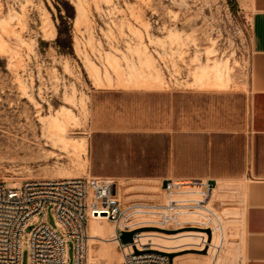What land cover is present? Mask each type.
Listing matches in <instances>:
<instances>
[{"label":"rangeland","instance_id":"1","mask_svg":"<svg viewBox=\"0 0 264 264\" xmlns=\"http://www.w3.org/2000/svg\"><path fill=\"white\" fill-rule=\"evenodd\" d=\"M249 39L242 0H0V180L10 187L31 178L113 180L122 207H132L120 227L184 232L218 217L225 222L223 241L232 248L223 264H242V209L221 208L215 186L155 178L164 165L159 153L143 138L94 133L89 100L93 86L235 85L246 76ZM213 65L225 70L224 84L206 79L205 68ZM52 121L60 127L55 132ZM121 151L122 162L114 158ZM121 171L132 176L108 177ZM41 217L58 230L50 208ZM67 244L66 264H75L73 242ZM101 246L92 245L97 257ZM197 253L165 252L171 264L176 256L206 258V250ZM29 255L25 246L20 264H29Z\"/></svg>","mask_w":264,"mask_h":264},{"label":"crops","instance_id":"2","mask_svg":"<svg viewBox=\"0 0 264 264\" xmlns=\"http://www.w3.org/2000/svg\"><path fill=\"white\" fill-rule=\"evenodd\" d=\"M242 3L245 78L222 89L93 86L90 124L94 133L143 138L164 162L158 180L215 186L221 208L242 209V264H264V0ZM114 158L125 160L122 151ZM122 176L132 175L108 177Z\"/></svg>","mask_w":264,"mask_h":264},{"label":"built area","instance_id":"3","mask_svg":"<svg viewBox=\"0 0 264 264\" xmlns=\"http://www.w3.org/2000/svg\"><path fill=\"white\" fill-rule=\"evenodd\" d=\"M7 184L0 180V264H20L25 246L30 252L29 264H66L69 241L73 242L75 264H169L165 252L149 246L138 248L136 233L132 242L121 240L122 231H131L120 223L132 207H122L113 180L46 177L26 179L18 187ZM48 208L58 230L41 217ZM98 214L115 223L120 262L88 260V221ZM28 226L31 231H26Z\"/></svg>","mask_w":264,"mask_h":264},{"label":"bare ground","instance_id":"4","mask_svg":"<svg viewBox=\"0 0 264 264\" xmlns=\"http://www.w3.org/2000/svg\"><path fill=\"white\" fill-rule=\"evenodd\" d=\"M216 65L205 68V71H208L206 79L212 80V78L214 77L213 83H215L216 85H222L224 84V79L222 77L224 69L221 70V67H217ZM211 70L213 71L211 72ZM50 128L54 131L55 129H59L60 127H58L57 121H52V123H50ZM110 221L111 220H109L105 214H98L92 216L89 219V262L99 261V256L107 257L108 262L122 261L121 253H118L119 250L115 248L118 244L117 240L114 239L115 223H111L112 221ZM224 225L225 222H223L221 218L212 217L211 225L206 227L192 225V229L184 232L177 231L180 227L160 226L159 228L162 230H155V232L152 233H148L145 231L137 232L136 244L138 248L149 246L150 248L168 252L171 254L186 249L198 251L197 254H200L199 252L203 250H206L207 252V254H205L206 258L195 257L192 259H178V257L176 256L173 259V264H191L192 261L196 262L197 264H223L225 259L232 253V248L229 245L227 246L223 241V234L225 231ZM97 226H99L101 230L98 229ZM205 228H208V230H205ZM209 228L211 229V233L209 232ZM98 242H101L102 246L99 250H97L99 254V256L97 257L92 245ZM185 245L186 247H184ZM224 245V253L222 256H219L218 253L221 251ZM114 254L117 255V257L115 258L116 260L112 261L111 259H113L112 257H114ZM171 258L172 257H170L169 259V264H171ZM194 262L193 264H195Z\"/></svg>","mask_w":264,"mask_h":264},{"label":"water","instance_id":"5","mask_svg":"<svg viewBox=\"0 0 264 264\" xmlns=\"http://www.w3.org/2000/svg\"><path fill=\"white\" fill-rule=\"evenodd\" d=\"M134 233H135V231H133V230H131V231H122L121 240L124 243L132 242ZM135 251L138 252L137 249ZM169 256L171 257L172 255L169 254Z\"/></svg>","mask_w":264,"mask_h":264}]
</instances>
